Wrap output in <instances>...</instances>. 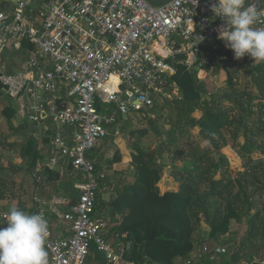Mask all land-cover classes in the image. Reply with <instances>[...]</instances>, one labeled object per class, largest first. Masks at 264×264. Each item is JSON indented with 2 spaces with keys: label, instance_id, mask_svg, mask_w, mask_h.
<instances>
[{
  "label": "trees",
  "instance_id": "16d2710c",
  "mask_svg": "<svg viewBox=\"0 0 264 264\" xmlns=\"http://www.w3.org/2000/svg\"><path fill=\"white\" fill-rule=\"evenodd\" d=\"M22 43L35 50L30 43ZM206 50L211 55L212 74L224 71V86L209 93L208 73L205 78H199L194 70L181 63L184 55H178L174 63L176 73L169 79L176 85L178 97L158 100L151 109L135 112L141 115L145 126L128 132L131 172L125 177L119 172L105 174L98 182L94 217L101 219L108 215L107 226L115 228L125 248L129 245L123 255L125 260L148 264H213L215 246H210L211 241L217 242L229 234L232 221L242 220L246 222L245 235L229 264L237 256L248 264H261L254 260H264V62L255 64L246 54L235 65L231 50H213L209 46ZM6 91L7 87L0 82V100L9 98ZM66 96L68 103L62 97L53 100L52 105L58 109L66 106L71 100ZM1 108L8 130L34 131L35 120L31 123L26 118L15 128L12 124L15 109L10 105ZM197 111L201 112L199 118L194 116ZM131 118L120 116L116 124L109 126L102 146H114V127L119 122L127 124ZM111 129L112 135L108 137ZM149 136L155 141L144 150L141 141ZM205 139L210 141L207 146ZM14 146L16 143L0 136V200L16 196L11 176L17 170L37 173L41 183L59 178L47 167L41 173L36 172L41 155L33 134L19 148L20 167L1 153ZM226 147L240 158V168L233 167L222 152ZM165 155L172 164L170 176L177 183L175 191H161L158 186L163 178ZM121 160L122 155L115 147L107 164L112 169ZM99 161L97 156L94 164L101 171ZM4 162L10 168L1 165ZM106 193H110L107 201L103 199ZM17 208L31 213L23 202ZM5 222L0 217V226L6 227ZM202 224L209 228L205 236H199ZM196 244L200 246L197 262L191 258ZM88 262L107 264L93 246Z\"/></svg>",
  "mask_w": 264,
  "mask_h": 264
},
{
  "label": "built area",
  "instance_id": "2783aa9c",
  "mask_svg": "<svg viewBox=\"0 0 264 264\" xmlns=\"http://www.w3.org/2000/svg\"><path fill=\"white\" fill-rule=\"evenodd\" d=\"M10 1H0V52L10 41H26L47 68L39 69L40 59L32 57L27 63L31 78L26 72L0 74L9 98L26 93L36 102L41 91H55L58 80L69 85L71 98L66 106L49 109L57 125L49 155L67 159L82 176L76 186L78 200L63 215L70 225L68 237L52 235L46 199L41 194L32 197V214L40 213L48 222L49 264H90L92 246L107 264H148L125 260L129 245L114 250L103 221L94 217L98 182L105 172L96 169L89 154L120 116L178 97L169 81L178 55H184L181 63L188 69H208L211 55L206 48L224 21L209 10V0H169L159 7L147 0H37L38 9L30 0ZM246 4L261 13L256 26L264 27V0ZM43 109L42 103H35L29 120H36ZM33 177L40 180L37 173Z\"/></svg>",
  "mask_w": 264,
  "mask_h": 264
},
{
  "label": "crops",
  "instance_id": "0c3cea01",
  "mask_svg": "<svg viewBox=\"0 0 264 264\" xmlns=\"http://www.w3.org/2000/svg\"><path fill=\"white\" fill-rule=\"evenodd\" d=\"M4 4H8V0H0ZM13 2V0H11ZM10 1V2H11ZM11 2V3H12ZM31 6L34 9H38L40 7V3L37 0H30ZM215 36V35H214ZM220 40L217 39V36L211 37V39L208 42V46L212 47L215 42H219ZM36 57L41 60V66L40 69H43L46 66L45 61L40 58V56L37 54L36 50H29L23 43H20V45H17L14 41H10L8 45L0 52V66L5 70L4 74L6 75H14L18 72H26V75L28 78H31L32 75L29 74L27 63L30 58ZM28 60L26 61L25 59ZM24 59V60H23ZM196 73V70H195ZM199 78H205L207 73L205 71H198L197 72ZM226 77V75H225ZM226 80V79H225ZM66 87V88H65ZM69 86L67 83L58 80L56 83L55 91L53 92H44L41 91L39 94V97L36 102H34L32 99L29 98V96L26 93H22L20 96H18L15 100L17 103L19 100H22L24 103H29V100H32V102L35 103H42V106L44 107V112H41L39 116L36 117V126L34 127V134L33 136L37 139L39 150H40V160L38 161L36 172L41 173V171L47 167L49 170H51L53 173H55L59 178L55 181H49V182H39L38 180H35L33 175L34 173H26L25 171H15L14 174L17 178H20L21 180L19 183L15 181V184H17V189H29L33 191L35 194H41L47 201V213L50 220V230L53 236L57 238H66L70 235V225L68 222L64 221L63 215L66 214L70 207L73 206L79 196V192L76 188L81 183L82 176L72 167L71 163L67 159H54L49 155V146L52 140L53 132L57 129L56 123L53 121L52 116L49 113V110H46V107L48 109L52 106L53 100L48 97V95L59 93V97H54V100L60 99L64 96V94L68 95ZM6 101L10 100L7 96H5ZM14 102V100H13ZM17 106V105H16ZM14 105H11L16 111L15 118L12 119V124L15 128H18L21 124H23V121L29 116L27 114V108H24L21 106L19 108ZM26 110V112L24 111ZM2 108H0V115H1ZM24 111V112H23ZM24 113V119L22 122L20 121V114ZM132 114V113H131ZM129 114V115H131ZM135 114V112H133ZM124 117V119H127L128 116ZM2 116V115H1ZM194 116L196 118H199L201 116V112L197 111ZM131 117V116H130ZM3 122V119L1 117L0 123ZM31 123H33L31 121ZM122 123V124H121ZM129 123V122H128ZM123 122H119L113 129L115 130V138H114V146L116 149L120 151V154L122 155V160L119 163L114 164L113 172H119L122 175L129 174L131 172V154L132 149L129 146L130 139L127 135V139L124 136L125 132L123 129H125L126 125ZM37 129V130H35ZM15 133H20L17 130H14ZM112 132V129H111ZM110 132V133H111ZM197 133V131H195ZM72 129H67V136L68 138L71 137ZM47 135H50V137H47ZM12 143L13 141H9ZM100 145V144H98ZM97 145V146H98ZM142 148L146 150L149 145H143L141 144ZM148 146V147H147ZM95 148L93 149V151ZM111 150V149H110ZM100 165L102 166L103 170L105 171L106 167H109L107 164V161L112 159L114 151L112 152L111 156L109 155L108 151L105 147L101 145L100 148ZM105 151V152H104ZM91 154V153H90ZM227 156V155H226ZM7 159L8 157L5 156ZM228 157V156H227ZM229 158V157H228ZM11 160V159H9ZM96 160V159H95ZM94 160V161H95ZM230 160V159H229ZM12 161V160H11ZM15 164L16 167L22 166V159L16 160L12 162ZM163 165H165L163 169V178L159 182L158 186L161 191L169 190V191H175L177 189V183L174 182L172 177L170 176L171 171V162L169 161V156L165 155L163 157ZM235 167L240 168L241 162L236 163ZM54 175V174H53ZM16 193V196L12 199H5L0 200V212L6 211L12 207L18 206L19 202H23L26 204L27 209L31 210L32 214V199H24L23 197H19ZM108 193L105 195L107 196ZM104 195V200L107 201L110 197ZM108 218V215L105 216V219ZM100 219V218H99ZM103 221V219H101ZM115 228H106L105 234L106 239L108 243L112 246V248L116 251H120L123 248V243L120 238L117 237V234H115ZM119 239V240H118ZM200 246L195 245L194 251L191 254V258L193 261L197 262L198 259L196 257V254H199ZM94 264H99L98 262H94Z\"/></svg>",
  "mask_w": 264,
  "mask_h": 264
},
{
  "label": "clouds",
  "instance_id": "9594fccd",
  "mask_svg": "<svg viewBox=\"0 0 264 264\" xmlns=\"http://www.w3.org/2000/svg\"><path fill=\"white\" fill-rule=\"evenodd\" d=\"M209 10L224 21L217 39L234 59L247 54L254 62H264V27L256 26L261 13L254 5L246 0H209ZM209 143L204 140V146ZM3 215L6 227L0 226V264H49L46 243L50 233L44 216L16 207Z\"/></svg>",
  "mask_w": 264,
  "mask_h": 264
},
{
  "label": "rangeland",
  "instance_id": "374dc122",
  "mask_svg": "<svg viewBox=\"0 0 264 264\" xmlns=\"http://www.w3.org/2000/svg\"><path fill=\"white\" fill-rule=\"evenodd\" d=\"M217 48H225L224 46V43L222 41H219V42H215L212 46V49L215 50ZM24 60V59H23ZM26 61L28 60L25 59ZM41 61V60H40ZM241 61L240 60H236L235 59V65L237 63H239ZM256 64V62H255ZM5 70H3V68H1L0 66V74H4ZM206 73H208V77H209V81H210V84L208 86V91L209 93H215L216 91H218L219 89H221L223 86H224V82H225V73L223 70H220V71H217V73L215 72L214 74H212L214 72V67H211L209 68L207 71H205ZM66 88V87H65ZM48 97L52 100H54V97H59V93H55V94H49ZM17 98V97H16ZM16 98H9L10 100L6 101L5 98H2L0 100V108L4 105H14V106H18L19 108L24 107V108H27V114L28 116L30 115H34V112L33 110H31V107L34 105V103L32 102V100H29V103H24L22 100H19L17 103L15 102ZM64 98V101L66 103L69 102V100L67 99V96L66 94H64L63 96ZM14 100V102H13ZM16 106V107H17ZM26 112V110H24ZM23 111V112H24ZM21 113L20 114V121L22 122V120L24 119V113ZM131 114V113H130ZM130 116H132L131 120L129 121L128 125H126L124 132V136L126 137L127 139V135H128V132L131 131L132 129H139L140 127L142 126H145V122L141 119V115L140 114H131ZM1 115H0V119H1ZM28 118V117H27ZM3 119V117H2ZM4 121V120H3ZM122 124V123H121ZM0 136H3V138H6L8 141H13L12 143H16V146H14L13 149H8L7 148L5 150H2L1 153L4 155V156H7L8 159H11L12 162L16 161V160H19L20 159V156H19V148L20 146L26 142V140L32 135L34 134V131H30L29 129L27 130H24V131H21L20 133H15L14 131H10L8 130L7 126H6V123L5 121L4 122H1L0 123ZM119 126H117L116 129H118ZM37 130V129H35ZM33 132V133H32ZM112 135V132L110 133V135L108 137H111ZM47 137H50V135H47ZM155 139H153L151 136L143 139L141 141V144L143 145H149L154 142ZM110 144V143H109ZM101 145L102 143H100V145H98L94 151L91 152L90 154V158L92 160H95L96 157H100V148H101ZM107 150L109 149L108 153L109 155L111 156L112 152L114 151L115 147H110V146H106ZM148 147V146H147ZM111 149V150H110ZM105 152V151H104ZM222 152L227 155L230 159V162L231 164L233 165V167L235 166L236 163H240L241 160L240 158L237 156V154L235 153L234 150L230 149L229 147H226L222 150ZM96 154V155H94ZM10 160V161H11ZM5 163V162H4ZM22 164V163H21ZM1 165L3 166H6L5 168H10V164H2ZM106 170L104 171L106 175L108 174H112L113 173V167L112 169H110L109 167H106L105 168ZM116 172V171H114ZM13 176H11V178L13 179V183L15 184V181L17 183H19V181L21 180L20 178H17L15 176V174H12ZM13 190L16 191V193H18L17 195L19 197H23L24 199H29L31 200L32 197L34 196V193L33 191L29 190V189H17V184H15L13 186ZM15 193V194H16ZM104 195L103 194V198H104ZM106 196V195H105ZM110 197V193L107 194L106 198L107 197ZM263 200H264V196H263ZM260 205V200L258 202V207ZM101 219H103V223H104V226L105 228H108L107 226V219H105V217H102ZM200 230L199 231V236L201 234L205 236V234L208 233L209 231V228L207 227V225L205 224H202V226L199 228ZM245 231H246V222L244 220H242L241 222H237V221H232L231 222V225H230V232L229 234L221 237L220 240H218L217 242H213L211 241L210 243V246L214 247V251H215V254L213 255V257H211V260L213 259V264H229V261L232 259V256L234 254H236L239 250H240V243H241V240L242 238L244 237L245 235ZM119 240V239H118ZM209 246L208 243H205ZM207 247V246H206ZM211 247V248H212ZM198 253L196 254V257H198ZM233 264H248L247 261L241 259L240 257L237 259L234 260V263Z\"/></svg>",
  "mask_w": 264,
  "mask_h": 264
},
{
  "label": "water",
  "instance_id": "95a60500",
  "mask_svg": "<svg viewBox=\"0 0 264 264\" xmlns=\"http://www.w3.org/2000/svg\"><path fill=\"white\" fill-rule=\"evenodd\" d=\"M152 6L154 7H159L162 6L163 4H165L167 1L169 0H147ZM215 37V36H213ZM198 72V69H196V73ZM237 259L239 258V256L236 257Z\"/></svg>",
  "mask_w": 264,
  "mask_h": 264
}]
</instances>
